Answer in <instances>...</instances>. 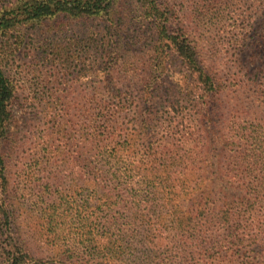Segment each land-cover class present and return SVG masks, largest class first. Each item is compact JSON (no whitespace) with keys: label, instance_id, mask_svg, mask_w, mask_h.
<instances>
[{"label":"rangeland","instance_id":"rangeland-1","mask_svg":"<svg viewBox=\"0 0 264 264\" xmlns=\"http://www.w3.org/2000/svg\"><path fill=\"white\" fill-rule=\"evenodd\" d=\"M155 2L159 15L139 0H117L109 20L59 15L1 36L5 73L16 88L1 153L30 264H115V248L87 221L95 210L81 206L89 183L79 177L84 163L78 156L93 137L104 140L98 145L107 151L110 144L122 149L129 136L126 162L134 174L159 167L162 183L197 184L177 193L185 213L200 194L213 195L219 181L229 182L217 178L215 168L264 164V150L262 164L238 154L264 137L263 0ZM15 5L21 0H0V12ZM159 16L170 19L172 31L156 50ZM183 36L195 46L208 84L221 88L219 96L210 97L176 55L171 37ZM204 111L210 119L201 123ZM187 166L205 169L203 178L181 177ZM1 239L0 264H6ZM245 256L248 264H264V246Z\"/></svg>","mask_w":264,"mask_h":264},{"label":"trees","instance_id":"trees-1","mask_svg":"<svg viewBox=\"0 0 264 264\" xmlns=\"http://www.w3.org/2000/svg\"><path fill=\"white\" fill-rule=\"evenodd\" d=\"M139 1L147 4L148 11L150 9L154 15H159L155 0ZM116 2L117 0H21V5L3 8L0 12V39L7 31L20 28L30 21L59 15L74 19L107 17L109 20V12ZM219 2L220 6L224 5L223 0ZM158 19L160 32L154 42L156 50L160 48L159 44H162L163 39H170L166 35L172 31L170 19L169 24L167 17L161 19L159 16ZM171 38L174 39L172 43L176 48L174 50L176 55L188 65L189 73L197 74L204 91L211 93L210 97L219 96L221 88L208 84L212 83V80L200 67L196 48L189 38L184 36L181 40ZM4 43L7 42H3L2 39L0 42V238H3L1 240L4 243L1 248L2 259L6 264H30L32 257L28 253L26 242L22 238V230L20 231L18 226V208L15 199L9 194L6 165L1 153V143L9 119V107L16 93V88L6 76L4 69L7 51ZM207 111L211 113L209 107ZM208 115L205 111L202 113L201 123L203 120L209 121ZM260 129L262 131V127ZM236 135L238 138L235 142H241L238 132ZM248 135L249 133L245 132L241 139ZM253 139L251 149L238 154L247 159L255 158L261 161L264 137L258 136ZM125 141L131 142L132 139L124 136L122 149L117 148L116 144H110L109 149L105 151L98 145L104 143V140L93 137V146L78 156L84 163L82 167L84 172L81 171L79 177H85L89 183L86 201H80L81 206L88 204L95 210V214L91 213V218L88 217L87 221L92 230H96V225L100 226L101 235H104L107 242L115 248L113 250L117 255L115 264H248L245 261L247 250L253 246H264L262 161L260 162L262 165H258L259 169H253L250 164H235L226 172L215 168L217 178L226 177L229 182L219 181L217 191L213 195L208 192L206 197H202L203 194H200L197 202L192 203L191 211L185 213L182 206L178 205L181 195L177 193L184 190L185 194L187 189L193 190L191 187L197 184L191 186L184 180L162 183L159 174L164 168L159 167L134 174L135 169L126 162L128 148ZM132 144L131 142V149ZM240 145L241 143L237 145V150ZM140 158L149 157L144 158L141 154ZM153 161L154 158L148 162L153 164ZM205 172V169L187 166L179 175L189 178L196 175L199 181L203 178L201 173ZM133 177H137V181H134ZM210 200L211 206L208 207ZM23 223L22 219V225Z\"/></svg>","mask_w":264,"mask_h":264}]
</instances>
